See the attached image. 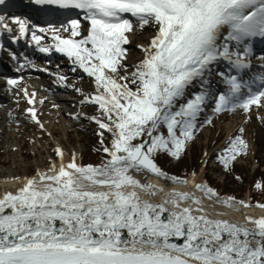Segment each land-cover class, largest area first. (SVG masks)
Instances as JSON below:
<instances>
[{
	"label": "snow or ice",
	"instance_id": "obj_1",
	"mask_svg": "<svg viewBox=\"0 0 264 264\" xmlns=\"http://www.w3.org/2000/svg\"><path fill=\"white\" fill-rule=\"evenodd\" d=\"M33 2L49 13L75 15L46 26L0 15V35L6 32L13 41L30 35L27 42L40 52L65 54L73 72L87 74L89 93L67 83L66 75H57L56 83L72 88L80 105L93 109L91 115H68L97 126L101 159L84 163L57 146L56 159L0 195V264H264V215H246L239 223L210 216L205 207V200L228 208L247 207L250 200L221 196L202 172L171 174L159 163L162 157L179 160L197 125L212 123L211 116L200 120L210 96L214 114L264 106V73L244 78L252 41L264 38V0ZM145 26L152 33L137 45L142 58L130 65L129 34ZM46 35L51 43L42 45ZM212 79L225 87L210 93ZM194 84L200 89L192 92ZM21 91L34 105L36 93ZM25 112L44 131L35 106ZM238 132L217 157L225 169L247 155L244 127ZM147 175L170 186L142 179ZM255 187L264 191L260 182ZM141 192L163 195L153 201ZM257 206L264 209V203Z\"/></svg>",
	"mask_w": 264,
	"mask_h": 264
},
{
	"label": "rangeland",
	"instance_id": "obj_2",
	"mask_svg": "<svg viewBox=\"0 0 264 264\" xmlns=\"http://www.w3.org/2000/svg\"><path fill=\"white\" fill-rule=\"evenodd\" d=\"M151 33L152 28H145L144 31L137 32V34L134 33L130 37L134 36L136 40H139L137 45H140L147 42V37ZM137 45L133 48L134 56L127 60L130 65L143 56L141 49L137 50ZM69 108L73 113L82 112L80 109L76 110L74 106H69ZM92 113L93 111H90L87 114L91 115ZM48 114L49 112H47ZM248 116L251 118L247 119ZM66 120L69 121V125L66 127L70 132L67 133L65 131V125H60L61 131L54 137H51L50 132L48 136L44 134L43 137H37V134L42 131L29 129L28 134L30 136L23 139L16 132L9 131L10 136L17 135V137L14 136V140L10 143H0V172L6 175L14 174L16 177L24 174L27 176L33 175L36 169L46 166L52 157L56 159L53 150L51 152L49 148H52L54 143L55 147H57L60 144L58 143L59 140L66 147L69 156L75 152L77 158H82L84 163L99 162L101 154L95 151L98 141V137L95 134L96 125L81 119L79 121L75 120L74 122L77 124L72 126L70 119ZM240 127H244V137L249 144L247 155L237 157L229 169H225L217 157L223 154V150L228 146L230 138L239 134L238 129ZM195 134L196 137L191 140V143H188L187 150L189 151L187 154L184 155L182 153L179 160L171 158L169 164H166V161L170 157L167 159L162 157L159 161L161 167L177 175H183L191 171L202 172L203 177L206 174L209 177V185L219 193L221 192L220 187H223L224 193L244 200L245 196L243 195L249 190L251 195L254 196L252 197L254 201L261 198L264 200V191L255 187L256 182H260L264 186V106L252 107L250 113H245L242 110L238 113L221 115L215 121L212 119L210 124L204 123L202 127L196 130ZM9 147L13 150L8 152ZM38 151L42 152L44 159L35 156ZM214 156L216 157V163L211 161V157ZM17 163L20 165L15 168L14 166ZM217 166L218 168H216ZM234 167H236V173L233 171ZM224 178H226L225 181H223ZM204 179L207 180L206 177ZM258 193L260 194L257 195Z\"/></svg>",
	"mask_w": 264,
	"mask_h": 264
},
{
	"label": "bare ground",
	"instance_id": "obj_3",
	"mask_svg": "<svg viewBox=\"0 0 264 264\" xmlns=\"http://www.w3.org/2000/svg\"><path fill=\"white\" fill-rule=\"evenodd\" d=\"M79 98H81V96ZM46 100L50 101L52 99L49 98V96H47ZM66 104L69 105L68 103ZM53 105H58L59 107H53ZM42 106H44L43 109H41L40 106L39 108H36L37 116L39 120L42 119L41 122L44 124L45 129L47 131H50L52 135H57L61 131L60 125H65L64 127V129H66L65 131L67 133L70 132L68 128L66 127L69 125V121L66 120L68 119L66 116L68 107L63 106L59 104L58 102L56 103L55 101L47 102L46 105L43 104ZM80 107L84 108L83 106H80ZM46 109H49L48 115H45V113L47 112ZM90 110H92L91 107L85 106L86 112H89ZM7 119L9 123L10 122H14V123H12L11 125H9L8 123L7 125L0 126V143H10L12 140H14L15 135L10 136L9 131L16 132V134L19 135L23 139H26L30 136L28 134L29 132L28 130L32 129L33 127L27 121H22L19 117L15 119L14 116L10 114L7 116ZM70 120L72 121L73 119H70ZM73 124L76 125L77 123H73ZM44 134L45 132H40L39 134H37V137H40V136L43 137ZM17 135L15 137H17ZM58 143H60V146L64 150V152H67L66 147L62 145V142L60 140L58 141ZM12 150L13 149L9 147L7 151L9 152ZM52 150H53V146L52 148H49V151L52 152ZM35 156H39L40 158H43L42 152L40 151H38V153L36 152ZM46 162H47V159H46ZM19 165L20 164L17 163L15 164L14 167L17 168L19 167ZM25 177L26 175L24 174L23 176H19L18 177L19 179H16L17 177L14 174L6 175L5 173L0 172V178H2L3 180H6V181H3V180L0 181V195H3L5 191L14 192L22 184ZM7 178H10V179H7ZM159 180L160 179H156L155 181L159 182ZM175 187H177L178 189L182 188L183 190H186V191H194V189L192 188L189 189L188 187H184L183 185H176ZM140 194L145 199H149L153 201L159 199L163 195L162 193H158L156 196H151L149 194L145 195L143 194V192H141ZM197 194L199 195V193ZM259 203H263V201ZM193 207H195V205H193ZM205 207L207 208V212L210 216L217 217L219 214H223L222 216H220V218L229 219L231 221H235L239 223L245 222L244 218L246 215H254L257 217L260 215H264V209L259 208L257 204H255V206H247V207H245L244 205H237V208H228L227 206H224V205L215 204L213 201L211 203V201L205 200Z\"/></svg>",
	"mask_w": 264,
	"mask_h": 264
}]
</instances>
